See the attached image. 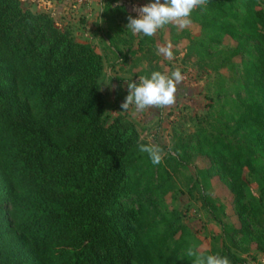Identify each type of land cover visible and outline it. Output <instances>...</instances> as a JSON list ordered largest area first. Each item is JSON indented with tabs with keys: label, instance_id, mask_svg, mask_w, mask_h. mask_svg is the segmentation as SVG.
I'll use <instances>...</instances> for the list:
<instances>
[{
	"label": "trees",
	"instance_id": "1",
	"mask_svg": "<svg viewBox=\"0 0 264 264\" xmlns=\"http://www.w3.org/2000/svg\"><path fill=\"white\" fill-rule=\"evenodd\" d=\"M102 6L124 7L118 0ZM190 19L208 43L228 36L236 43L230 56L250 59L245 97L228 118L233 126H224L231 132L201 135L196 145L226 179L240 223L231 235L246 240L255 227L253 241L264 252L262 204L242 179L246 168L264 183V0H205ZM102 71L93 46L17 0H0V264L194 262L180 216L154 212L153 194L166 195L171 175L139 151L146 143L130 122L109 120ZM128 198L135 209L125 206ZM201 202L211 207L203 195ZM215 254L242 262L226 247Z\"/></svg>",
	"mask_w": 264,
	"mask_h": 264
},
{
	"label": "rangeland",
	"instance_id": "2",
	"mask_svg": "<svg viewBox=\"0 0 264 264\" xmlns=\"http://www.w3.org/2000/svg\"><path fill=\"white\" fill-rule=\"evenodd\" d=\"M17 1L33 15L49 16L55 28L68 33L75 42L94 47L102 58L99 85L109 120L125 119L135 127L140 141L162 150L161 164L172 181L164 187L165 196L153 194L155 214L176 212L191 235L189 246L197 255L215 254L226 247L242 261L240 264H264V252H259L253 241L255 227L250 226L252 235L246 240L231 235L230 229L240 228V223L226 179L215 175L196 145L201 135L231 132L224 128L233 126L228 118L234 113L238 98L245 97L243 74L244 65L250 60L248 55L230 56L236 46L232 39L223 36L218 42L208 43L202 30L192 22L185 28L175 22L165 25L151 36L153 43L142 34L133 35L127 29L128 18L137 17L140 7L149 0H118L124 5L119 11L104 10L102 4L107 0ZM201 40L205 41L200 44ZM141 41L144 44L139 46ZM169 46L171 59L157 54L159 47ZM176 69L184 79L177 85L173 105L122 112L121 105L128 94L124 80L138 81L139 76L154 70L170 74ZM181 144L186 146L175 150ZM258 162L263 165L264 158ZM242 179L264 212V183L261 185L246 168ZM202 195L209 199L211 207L202 205ZM123 202L135 209L132 198ZM192 258L195 264L196 257Z\"/></svg>",
	"mask_w": 264,
	"mask_h": 264
},
{
	"label": "clouds",
	"instance_id": "3",
	"mask_svg": "<svg viewBox=\"0 0 264 264\" xmlns=\"http://www.w3.org/2000/svg\"><path fill=\"white\" fill-rule=\"evenodd\" d=\"M205 0H149L139 9L137 17H129L127 29L133 35L142 34L147 37L153 36L158 30L170 23H177L180 28H185L191 23L190 14L196 6H202ZM157 54H163L171 59L172 52L169 47H159ZM112 79V78H111ZM184 77L179 69L170 74L158 70L150 74L139 76L138 81H127L128 94L121 108L127 112L130 108L143 111L151 106L163 108L175 103L177 85ZM109 83H105L107 85ZM139 151L146 153L153 166L162 162V150L159 146L151 143L139 144ZM189 256H195V264H229L226 257L216 254L206 256L197 255L192 249L188 251Z\"/></svg>",
	"mask_w": 264,
	"mask_h": 264
}]
</instances>
